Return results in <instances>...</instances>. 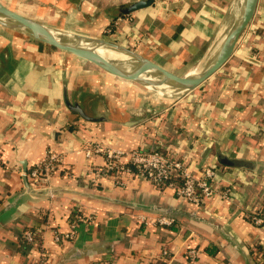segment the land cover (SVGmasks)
<instances>
[{
	"label": "crops",
	"instance_id": "obj_1",
	"mask_svg": "<svg viewBox=\"0 0 264 264\" xmlns=\"http://www.w3.org/2000/svg\"><path fill=\"white\" fill-rule=\"evenodd\" d=\"M138 1L0 0L48 27L132 48L179 76L215 57L241 2L156 0L120 15ZM135 87L0 25V264H264V228L250 220L264 214V0L230 60L196 90L169 99ZM88 143L159 149L198 178L215 168L228 199L197 207L136 174L124 186L94 184L90 169L104 158L88 159ZM50 150L68 173L35 185L23 174ZM163 215L175 223L139 222ZM74 224L75 237L57 242ZM28 227L42 231L30 248L21 243Z\"/></svg>",
	"mask_w": 264,
	"mask_h": 264
},
{
	"label": "water",
	"instance_id": "obj_2",
	"mask_svg": "<svg viewBox=\"0 0 264 264\" xmlns=\"http://www.w3.org/2000/svg\"><path fill=\"white\" fill-rule=\"evenodd\" d=\"M155 2L156 0H140L120 6L118 11L122 16L130 15L153 6ZM258 3L259 0H241L233 23L215 57L204 68L187 76H179L165 69L132 48L104 39L67 33L48 27L8 8L2 2H0V25L89 62L124 81L138 84L152 91L164 89V92H160L161 95L169 99H177L196 90L230 60L241 36L254 18ZM100 49L122 55L125 59L111 60L101 55ZM67 107L87 121H97L78 104L67 103Z\"/></svg>",
	"mask_w": 264,
	"mask_h": 264
},
{
	"label": "built area",
	"instance_id": "obj_3",
	"mask_svg": "<svg viewBox=\"0 0 264 264\" xmlns=\"http://www.w3.org/2000/svg\"><path fill=\"white\" fill-rule=\"evenodd\" d=\"M86 157L92 159L97 156L104 158V164L93 165L90 169L91 182L101 183L104 179L111 178L117 186H124V176L136 174L143 180L150 181L158 189L172 188L176 194L187 202L203 207L208 205L216 197L221 196L228 199L229 189L220 191L216 182L215 168H205L198 178L193 175L184 162L169 158L161 150H122L112 149L104 144L88 143L84 147ZM68 170L64 166L63 155L53 150L47 152L45 158L33 166L23 175L30 179L35 185L47 183L53 177ZM179 181V183H177ZM79 221H84L78 217ZM251 222L257 227L264 228V214L257 211L251 213ZM139 222L144 225L158 227H169L175 223V218L169 216H158L155 218L140 217ZM76 224L64 236L56 234L57 242L70 241L75 237ZM23 240L27 246H35L37 240L31 232H25ZM168 255V252H164ZM196 251H190L194 259ZM97 264H115L112 260L98 262Z\"/></svg>",
	"mask_w": 264,
	"mask_h": 264
},
{
	"label": "trees",
	"instance_id": "obj_4",
	"mask_svg": "<svg viewBox=\"0 0 264 264\" xmlns=\"http://www.w3.org/2000/svg\"><path fill=\"white\" fill-rule=\"evenodd\" d=\"M177 183H179V181H177ZM31 232L33 235H34V237H35V239L39 242V240H40V236L42 235V231L41 230H37V229H35V228H33V227H28V228H25L24 229V231H23V233H22V235L25 233V232ZM21 238H22V236H21ZM21 243H22V245L24 246H27L25 243H24V241L22 240L21 241ZM31 246H27V248H30Z\"/></svg>",
	"mask_w": 264,
	"mask_h": 264
},
{
	"label": "bare ground",
	"instance_id": "obj_5",
	"mask_svg": "<svg viewBox=\"0 0 264 264\" xmlns=\"http://www.w3.org/2000/svg\"><path fill=\"white\" fill-rule=\"evenodd\" d=\"M100 54L107 57V58H110L111 60H124L125 57L122 56V55H118L116 53H113L111 51H107V50H104V49H100L99 50Z\"/></svg>",
	"mask_w": 264,
	"mask_h": 264
},
{
	"label": "rangeland",
	"instance_id": "obj_6",
	"mask_svg": "<svg viewBox=\"0 0 264 264\" xmlns=\"http://www.w3.org/2000/svg\"><path fill=\"white\" fill-rule=\"evenodd\" d=\"M100 39H104V40H107V38L105 37V38H100ZM50 47V46H49ZM52 48V47H51ZM55 49V48H54ZM57 50V49H56ZM133 84V86H136L135 88H141V86L140 85H138V84H135V83H132ZM141 89H143V88H141ZM143 90H146V89H143ZM148 90V89H147ZM144 92H146V91H144ZM149 92V93H148ZM148 92H146L145 94H147V95H154V96H158V97H162V98H166V97H164L163 95H161L160 94V92H164V89H157V91L156 90H154V91H152V90H149Z\"/></svg>",
	"mask_w": 264,
	"mask_h": 264
}]
</instances>
